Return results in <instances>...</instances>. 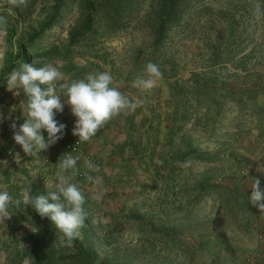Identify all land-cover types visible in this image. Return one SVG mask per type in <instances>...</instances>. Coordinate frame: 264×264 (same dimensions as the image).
Listing matches in <instances>:
<instances>
[{"label": "rangeland", "instance_id": "rangeland-1", "mask_svg": "<svg viewBox=\"0 0 264 264\" xmlns=\"http://www.w3.org/2000/svg\"><path fill=\"white\" fill-rule=\"evenodd\" d=\"M84 1L64 2L58 24L46 28L53 0L19 7L0 0L7 20L0 31V161H7L0 191L13 201L28 189L46 195L57 178V146L45 152L52 161L43 165L13 140L10 125L15 113L24 118V97L8 91L5 80L21 56L57 67L64 75L58 93L60 83L109 72L112 86L137 106L87 142L100 162L93 176L102 183L74 181L88 214L78 245L90 247L95 264H248L264 245V213L249 202L254 180L264 190V0H187L173 24L163 22L169 1L139 0L124 10L125 28L108 30L102 20L95 36L70 44L85 19ZM160 24L168 30L156 48ZM149 62L162 73L155 87H133L137 77L147 78ZM56 117L73 131L67 104ZM7 147L11 157L2 154ZM185 161L190 166L181 167ZM31 210L13 203L11 218L0 222V264H63L58 259L74 257L51 222Z\"/></svg>", "mask_w": 264, "mask_h": 264}, {"label": "clouds", "instance_id": "clouds-1", "mask_svg": "<svg viewBox=\"0 0 264 264\" xmlns=\"http://www.w3.org/2000/svg\"><path fill=\"white\" fill-rule=\"evenodd\" d=\"M7 3L19 7L26 0H7ZM259 16V8L256 10ZM7 20L0 16V31L6 29ZM43 64L41 67L36 65ZM146 77H137L133 87L150 91L162 76L159 66L149 62L145 68ZM63 73L53 64L44 63L35 58L31 64L21 63L14 68L6 78L8 91L14 96L23 94L19 106L23 112V123L17 128L13 121L10 125L13 140L19 145L26 156L39 157L42 151L56 144L63 136L65 125L55 119L57 113L63 112L64 105L70 107L71 114L76 118L72 135L78 137V143L89 142L108 121L126 111H134L136 104L118 88L113 87V77L109 72L90 73L84 79L69 83H60L57 92V82L63 81ZM64 97V102H61ZM3 122V117H0ZM47 133V138L42 135ZM19 157V154H16ZM71 154L64 155L57 163L56 181L52 190L46 195L31 196L29 189L23 200L13 201L7 191H0V222L11 218L9 207L13 203H21L31 208L41 217L47 218L55 227L62 245L71 247L73 241L80 237V229L84 226L87 212L84 193L74 182L77 173V160ZM191 161H185L181 167L190 166ZM0 165L7 167V161H0ZM84 176L88 183L99 187L102 177L90 173H99L100 167L90 160L84 161ZM251 187L249 202L264 213V190L260 188V181L254 180ZM97 200L102 193L95 195Z\"/></svg>", "mask_w": 264, "mask_h": 264}, {"label": "trees", "instance_id": "trees-1", "mask_svg": "<svg viewBox=\"0 0 264 264\" xmlns=\"http://www.w3.org/2000/svg\"><path fill=\"white\" fill-rule=\"evenodd\" d=\"M55 3V12L50 19V21L47 23V27H51L54 24H58L59 19V13L60 9H62V6L64 2L68 0H53ZM139 0H85L86 6H82V3L79 5V12L80 14L85 16V19L83 22H81V25H78L75 27L73 33L71 34L70 38V44H78L81 42L88 41L90 38L95 36L97 33V27L102 22V20H106L108 23L106 27L108 30H119L122 28H125L128 23L125 18H123V13L125 9H128L134 2ZM169 1V6L167 7L165 11V19H163V22H169L170 24H173L174 21L176 23L179 22L182 14V6H184L185 3H187V0H165ZM164 29V31H163ZM168 30L167 28H164L162 24H160L159 28V37L158 41L156 43V48H159L164 43V36L165 31ZM39 49L34 50L32 53L39 52ZM33 57H28L26 54H23L21 56L22 63H29L31 64ZM14 64H12L7 72H10L13 69ZM29 214L32 217L39 216L34 210L29 211ZM61 244V243H60ZM72 252H75L76 255L74 257H67L65 259H58L59 262H62L63 264H81L85 260H90V264H95L93 260V253L89 246L86 245H78L77 239L73 241V245L71 247ZM33 258V254L35 253V248L31 249L29 251ZM53 261H48L47 264H52Z\"/></svg>", "mask_w": 264, "mask_h": 264}, {"label": "built area", "instance_id": "built-area-1", "mask_svg": "<svg viewBox=\"0 0 264 264\" xmlns=\"http://www.w3.org/2000/svg\"><path fill=\"white\" fill-rule=\"evenodd\" d=\"M55 119L57 120L56 115H55ZM13 121L16 122L17 128L24 122L23 118L17 115V113L13 115L12 122ZM42 135H44L45 138H47L46 132H42ZM53 146H57L60 151V153L56 157V163H58L59 160L66 154H71L73 157H79L76 166L77 173L74 177L75 182L87 181L83 174L85 171L84 161L86 159L92 161L94 164L98 166L100 164V162L95 157H93L89 152H87V150L84 148V143H78V137L73 136L72 132L66 131L65 129L62 138L58 140L57 143L54 144ZM45 152L46 151H42L40 156L36 158H40L41 163H43V165H49V163H51L52 160ZM2 154L7 157H11V155L13 154V149H11V147H7L6 149L3 150ZM90 174L93 175L94 173H90Z\"/></svg>", "mask_w": 264, "mask_h": 264}, {"label": "crops", "instance_id": "crops-1", "mask_svg": "<svg viewBox=\"0 0 264 264\" xmlns=\"http://www.w3.org/2000/svg\"><path fill=\"white\" fill-rule=\"evenodd\" d=\"M89 147H90V144H88L87 142L85 144L84 142V148L88 150ZM258 247L259 249L253 252L252 254L254 255L255 258H252V260L248 264H264V245L258 246Z\"/></svg>", "mask_w": 264, "mask_h": 264}]
</instances>
